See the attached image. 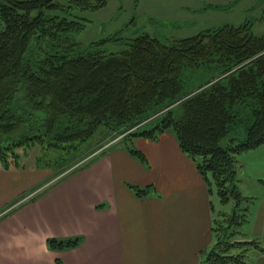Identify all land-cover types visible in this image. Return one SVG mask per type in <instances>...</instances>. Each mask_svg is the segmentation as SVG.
<instances>
[{
	"label": "trees",
	"instance_id": "1",
	"mask_svg": "<svg viewBox=\"0 0 264 264\" xmlns=\"http://www.w3.org/2000/svg\"><path fill=\"white\" fill-rule=\"evenodd\" d=\"M105 4L0 0V168L18 169L20 152L37 147L35 168L67 161V169L101 131L128 132L115 147L147 166L133 140L171 132L208 193L215 189L222 205L232 203L229 213L214 215L209 248L216 247L206 256L202 250L198 264H247L249 249L264 248L230 241L242 237L251 201L238 189L236 158L264 143V35L246 23L224 24L170 40L139 34L117 53L80 48L75 34L83 24L73 12ZM127 187L139 198L155 193L150 185ZM79 242L49 238L46 245L62 251Z\"/></svg>",
	"mask_w": 264,
	"mask_h": 264
},
{
	"label": "crops",
	"instance_id": "2",
	"mask_svg": "<svg viewBox=\"0 0 264 264\" xmlns=\"http://www.w3.org/2000/svg\"><path fill=\"white\" fill-rule=\"evenodd\" d=\"M133 146L147 166L115 147L52 184L42 183L44 171L0 168V264H198L213 243V192L171 132ZM236 160L238 189L254 208L241 234L264 248V204L255 194L264 187V143ZM127 184L155 193L139 198ZM75 237L73 248H47L49 238ZM257 250L246 252L247 264H264Z\"/></svg>",
	"mask_w": 264,
	"mask_h": 264
},
{
	"label": "rangeland",
	"instance_id": "3",
	"mask_svg": "<svg viewBox=\"0 0 264 264\" xmlns=\"http://www.w3.org/2000/svg\"><path fill=\"white\" fill-rule=\"evenodd\" d=\"M73 14L83 24L82 29L75 34L78 46L106 54L125 49L126 44L139 34L170 40L193 36L200 31L218 28L224 24L240 26L246 23L250 25L254 35H264V0H106L105 6L101 9L74 11ZM237 131L241 136L244 128L239 126ZM127 135L128 132L115 135L101 131L82 146L81 150L87 154L86 157L67 169H62L67 161L56 163L48 169L35 168V157L39 153L37 147L31 148L26 153L20 152L17 170L32 171L36 175H41V171H44L46 178L42 183L52 184L85 164L101 150L119 146L127 139ZM255 194L259 198L256 205L264 204V187L256 190ZM212 198L215 214L231 211L232 203L222 205L215 189ZM251 206L249 209L252 212L253 205ZM230 241L242 242L246 239L234 237ZM214 247L216 246L208 247L204 255L206 256ZM257 252L255 248L248 250L252 255ZM205 256L201 255V258Z\"/></svg>",
	"mask_w": 264,
	"mask_h": 264
}]
</instances>
